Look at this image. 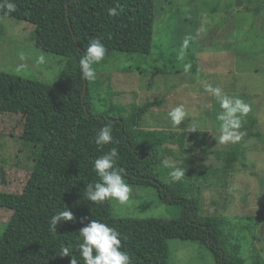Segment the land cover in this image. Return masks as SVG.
<instances>
[{"label": "trees", "instance_id": "trees-1", "mask_svg": "<svg viewBox=\"0 0 264 264\" xmlns=\"http://www.w3.org/2000/svg\"><path fill=\"white\" fill-rule=\"evenodd\" d=\"M12 2L16 11L7 14L6 9L0 8V21L2 16H8L34 25L35 46L60 56L63 66L55 83L0 70V112L23 116L20 139L32 154L30 174L22 191H0V208L11 211L0 233V264H71L72 258L83 264L77 251L78 231L93 219L121 234V251L128 253L131 264H169L172 239L205 247L216 264H264L257 251L250 254V261L242 255L240 243L233 241L232 233L225 228V217L202 215L198 205L183 208L175 218L118 217L111 210L110 200H106L99 204L96 214L84 213L86 197L81 196L80 189L100 182L94 161L111 148L117 149V165L125 169L128 184L153 186L158 188L162 200L168 194L170 200L177 202L185 187L188 189L186 185L195 183L186 171L178 182L168 183L165 178L169 176L160 175L163 146L202 150L210 146L206 130L190 132L144 125L147 112L161 109L164 95L148 98L126 111L118 106H110L100 114L92 111L90 97L101 82L84 80L79 67L90 40L100 38L106 48L104 60L93 65L95 71L111 64L108 59L114 51L149 54L157 18L156 0ZM236 4L255 15L264 9V0H236ZM113 7L119 15H109L108 10ZM187 64V72H196L195 53L189 54ZM109 122L113 142L98 148L95 136ZM248 124L249 128L254 126V117L245 126ZM249 128L247 136L260 135L259 130ZM243 148L242 142L230 145L222 155L223 164L229 167L235 160H242ZM204 169L208 166L202 164L201 170ZM75 203L82 211L73 214L72 221L57 225V232H50L51 217L65 209L71 211ZM61 247H68L71 257L59 256Z\"/></svg>", "mask_w": 264, "mask_h": 264}, {"label": "rangeland", "instance_id": "rangeland-1", "mask_svg": "<svg viewBox=\"0 0 264 264\" xmlns=\"http://www.w3.org/2000/svg\"><path fill=\"white\" fill-rule=\"evenodd\" d=\"M156 9L149 54L114 51L108 59L111 64L96 71L101 85L91 94L92 111L100 114L110 106L126 111L164 95L161 109L147 112L144 125L206 130L210 146L206 150L163 146L160 175H168L166 165L175 163L195 183L186 185L180 201L173 202L168 194L162 200L153 186L129 184V201L121 205L110 200L111 210L118 217L175 218L183 208L198 205L202 215L227 219L225 228L232 233V240L240 243L248 261L255 251L264 258V9L255 15L236 0H156ZM0 25V70L55 83L62 58L35 46L34 25L8 16L1 17ZM192 52L198 67L196 72H187ZM208 84L252 107L241 118L238 142L244 146L242 160L229 167L223 164L222 155L235 143H219L221 121L217 117L222 109L205 90ZM179 105L188 115L180 127H173L167 113ZM250 117L255 119L252 128L245 126ZM22 124L20 113L0 112V191L21 192L30 174L32 154L20 139ZM248 128L259 130L260 135L247 136ZM202 164L208 169L201 170ZM165 179L170 183L169 177ZM85 187L80 189L81 196ZM97 208L100 210V205L86 197L84 213L96 214ZM71 211L79 214L82 210L75 203ZM10 215V210L0 208V233ZM169 246V264H216L199 244L172 239Z\"/></svg>", "mask_w": 264, "mask_h": 264}, {"label": "clouds", "instance_id": "clouds-1", "mask_svg": "<svg viewBox=\"0 0 264 264\" xmlns=\"http://www.w3.org/2000/svg\"><path fill=\"white\" fill-rule=\"evenodd\" d=\"M0 8L6 9L7 14L16 11V4L12 0H3ZM110 16L119 15L117 8L108 10ZM106 54V48L101 43L100 38L90 40L82 58L79 60V67L83 77L86 80H95L96 71L93 67L101 63ZM43 62V57L40 58ZM190 66H186L187 68ZM205 90L210 93L219 102L222 111L217 119L221 121L219 143H236L241 137L239 132L241 128V118L246 117L252 110L250 104L245 103L241 98L229 96L224 93L220 87H213L211 84L205 86ZM172 126L180 127L185 121L187 112L183 105L172 108L167 113ZM189 130V129H187ZM190 132H195L192 128ZM112 124L106 123L100 128L95 136V144L98 148L113 142ZM118 152L115 147L100 155L94 161V168L100 182L88 184L85 187L84 195L87 200L102 204L106 200H115L124 205L129 201L131 187L125 181L126 171L117 165ZM171 169L168 176L172 182H178L185 176V169L177 166L175 163L166 165ZM74 219L72 211L65 209L54 214L49 221V231L57 232V225ZM79 243L77 251L83 264H131V259L127 252L121 251V234L113 227L98 221L91 220L85 227L78 231L77 237ZM59 256L71 257L68 247H61ZM71 264H79V260L72 258Z\"/></svg>", "mask_w": 264, "mask_h": 264}, {"label": "water", "instance_id": "water-1", "mask_svg": "<svg viewBox=\"0 0 264 264\" xmlns=\"http://www.w3.org/2000/svg\"><path fill=\"white\" fill-rule=\"evenodd\" d=\"M66 12H67V10H66ZM84 80H85V78H84ZM85 93V87L83 88V94Z\"/></svg>", "mask_w": 264, "mask_h": 264}]
</instances>
